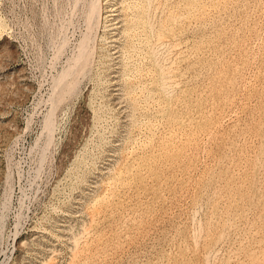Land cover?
I'll return each instance as SVG.
<instances>
[{"label":"rangeland","instance_id":"obj_1","mask_svg":"<svg viewBox=\"0 0 264 264\" xmlns=\"http://www.w3.org/2000/svg\"><path fill=\"white\" fill-rule=\"evenodd\" d=\"M0 264H264V0H0Z\"/></svg>","mask_w":264,"mask_h":264}]
</instances>
